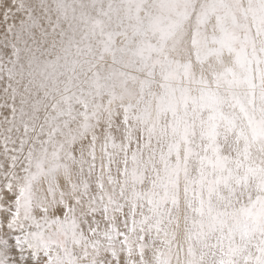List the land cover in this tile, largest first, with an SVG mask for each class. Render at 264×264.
<instances>
[{"label": "rangeland", "instance_id": "374dc122", "mask_svg": "<svg viewBox=\"0 0 264 264\" xmlns=\"http://www.w3.org/2000/svg\"><path fill=\"white\" fill-rule=\"evenodd\" d=\"M76 1L73 13H67L59 6L61 0H48L57 13L44 38L32 52L24 44L18 50L24 58L32 56V62H45L44 82L37 89L23 80L16 100H8L21 105V111H42L41 118L26 119L32 127L28 144L43 136L57 144L53 149L48 145L55 158L45 188L59 197L67 186L74 198L83 193L85 200L91 191V206L102 214L104 222L94 231L73 217L69 243L66 250L61 248L64 264H97L105 257L110 264H145L153 254L155 264H174L169 253L175 237L174 253H188L185 264H264V0H237L239 9L231 5L233 0H216L210 26L208 17L197 18L208 7L204 0L197 15L189 4L196 6L198 0H177V5L174 0ZM33 2L23 0L25 7ZM78 10L80 21L75 17ZM60 14L64 17L56 19ZM118 14L135 30L123 41L116 30L113 39L98 36L97 44L108 48L99 51L91 41L97 32L90 36L83 26L92 24L102 31L111 19L120 21ZM183 21H191L190 31L183 32L186 43H195L199 63L210 61L213 76L195 77L190 58L177 54L182 35L174 49L168 47ZM218 23L229 35L227 41L224 36L226 48L203 55L208 33ZM31 28L39 35L33 21ZM225 50L237 53V63L224 64ZM159 55H165L162 61ZM92 56L98 57L96 63ZM90 57L94 61L88 62ZM214 59H220L219 68ZM175 63L185 68L182 76L173 74ZM53 113L56 122L47 118ZM100 129H106V135L96 134ZM182 215L180 236L174 223ZM86 249L92 252L90 262ZM178 259L175 264H182Z\"/></svg>", "mask_w": 264, "mask_h": 264}, {"label": "snow or ice", "instance_id": "6c2138e0", "mask_svg": "<svg viewBox=\"0 0 264 264\" xmlns=\"http://www.w3.org/2000/svg\"><path fill=\"white\" fill-rule=\"evenodd\" d=\"M54 14L48 0H34L30 7L23 0H0V107L12 112V116L0 112V264H64L61 248L66 250L73 232V217L90 231L104 222L100 211L91 206V191L85 200L83 193L74 198L67 186L59 197L45 188L46 173L55 158L50 157L46 141L33 139L28 144V138L14 134L16 109L8 100H15L27 67L18 49L24 44L31 52L44 38ZM29 20L39 35L28 26ZM96 134L106 135V129ZM97 264L110 262L105 257Z\"/></svg>", "mask_w": 264, "mask_h": 264}, {"label": "bare ground", "instance_id": "6f19581e", "mask_svg": "<svg viewBox=\"0 0 264 264\" xmlns=\"http://www.w3.org/2000/svg\"><path fill=\"white\" fill-rule=\"evenodd\" d=\"M62 2H60V8L63 10V11H66L67 13H73V10H74V7L72 8V6H73V3L76 1V0H61ZM116 1V0H115ZM191 1V0H190ZM189 1V2H190ZM200 1L201 0H198V2H197V4H196V6H195V4H191V2H190V4H189V9H190V7L193 9L192 10V12L191 13H194L195 15H197V12H198V8H197V6H199V4H200ZM204 1H207V3H208V7H207V9H206V12H204L202 15H198V22L200 21V17L201 16H204V17H208L209 18V20L206 22V25L207 26H210L211 25V23L213 24V20L215 19V12H214V10H215V8H214V6H215V3H216V0H204ZM234 2H232L231 3V5L233 6V7H236V8H238L237 7V5H236V1L237 0H233ZM241 3L243 2V0H239ZM77 2V1H76ZM86 2V1H85ZM149 2V1H148ZM167 2V1H166ZM173 2V1H172ZM178 2H179V0H178ZM177 0H174V4L176 3V5H177ZM28 3V2H27ZM78 3H79V1H78ZM81 3H82V1H81ZM29 4V3H28ZM76 4V3H75ZM74 4V5H75ZM205 4V3H204ZM102 5H104V4H102ZM106 5V4H105ZM109 4H107L106 5V7L108 6ZM155 5V4H154ZM28 6V5H27ZM56 6V5H55ZM87 6L88 7H90V3L89 4H87ZM244 7H246V10H248V7H247V4H244L243 5ZM30 7V6H29ZM76 7V6H75ZM87 7V8H88ZM105 8V7H104ZM103 8V9H104ZM151 8V7H150ZM175 8H176V6H175ZM175 8H173V10L175 9ZM75 9H77V8H75ZM89 9V8H88ZM87 9V10H88ZM235 9V8H234ZM239 9V8H238ZM241 10H242V7L240 8ZM91 10V9H90ZM131 10V9H130ZM143 10L145 11V14H146V16H149V12H150V9L147 7V6H144V8H143ZM241 10H239V11H241ZM79 11V10H78ZM83 11V10H82ZM133 11V10H132ZM75 12H77V11H75ZM134 12V11H133ZM55 13H57V12H55ZM80 13V14H79ZM83 13V12H82ZM108 13H110V12H108ZM188 13V12H187ZM77 15H75V17H79V21H80V19L81 18H83V15L81 14V12L79 11V12H77L76 13ZM112 15H114V14H112ZM121 15L122 14H118V18H119V20L121 21H114L113 22V20H114V18L113 19H111V22L109 23H107L108 24V27H105L102 31L101 30H99V29H97V28H95V25H89V26H86V27H84L83 26V28L82 29H84V31L85 32H88V34H90V36H92V34H93V32L95 31V32H97V34H96V37L95 38H92L91 39V41H93V46L95 45L96 47L95 48H98V50L100 51V49H106V51H107V45H106V43L105 44H101L102 46H100V45H98L97 44V41H96V39H97V37L99 36H103V37H106V35H109L108 37H110L111 39H113V36H114V34H112V32L114 31V30H116L117 32H119V34H120V36H122V41L123 40H125L126 39V37H125V34L128 32V34H131V32H132V30H135V29H133L132 28V25L130 24V23H128L127 21H126V18L125 17H121ZM127 15V14H126ZM108 16V15H107ZM110 16V15H109ZM185 16V15H184ZM190 16V15H189ZM56 17H64V15L63 14H60V15H56L55 16V18ZM52 18H53V16H52ZM51 18V19H52ZM86 18V17H85ZM89 18V17H88ZM185 18V17H184ZM194 18V17H193ZM56 19H58V18H56ZM89 19H91V17L89 18ZM94 19V18H93ZM231 19V18H230ZM53 20V19H52ZM78 21V22H79ZM82 21V20H81ZM84 21V20H83ZM128 21H129V18H128ZM226 22H223L224 24H227V23H229V18H227V20H225ZM62 22V21H61ZM134 21H132V23H133ZM65 23V22H64ZM93 23V22H92ZM106 23V22H105ZM183 23H185V24H182L181 25V28L183 27V29H182V31H179L178 33H177V36L176 37H172L171 39H169V41H168V47H171L172 49H174V47H175V45H176V43H175V41H176V39H177V37H179V36H181L182 35V37H181V39L179 40L178 39V43L181 45V47L179 48V50H178V52H177V54L178 55H180L181 57H187L189 60H191V63H193V65H194V67H195V77H197V75H200V74H202V75H206V76H209V74H213V73H211L212 71H209V68H211L212 69V65L211 64H208L207 62L205 63V64H203L202 62L201 63H199L198 61H197V59L195 58V56H196V54H197V51H196V49H194V42H192V44H188V42L186 43V41H185V39H184V37H183V32L184 33H186L187 31H190L189 29V24L191 23V21H190V23H188L187 21H183ZM223 23H218L217 25H216V29L215 30H212V31H209V35L212 37H215V39H218V42L216 43V42H212V39H211V37H208V44H209V46H208V49L206 50V52L204 51V53H202L203 55H208L209 56V51H212V50H214V51H220L219 49L220 48H224V43H225V41H227V37H226V34H227V29L225 28V25L223 24ZM68 24V23H67ZM196 24V23H195ZM70 25V24H69ZM28 26H32V21L31 20H29V25ZM63 26V25H62ZM75 26V25H74ZM66 28V27H65ZM71 28H73V27H71ZM135 28V27H134ZM57 29V28H56ZM68 29V28H67ZM64 31H65V29H63ZM74 30H75V28H74ZM36 33V32H35ZM64 33V32H63ZM67 33V32H66ZM188 35H189V37H190V32L189 33H187ZM188 35H186V36H188ZM224 36H225V38H226V40L224 39ZM227 36L229 37V35L227 34ZM54 37V36H53ZM220 37H222V38H220ZM206 39V38H205ZM225 40V41H224ZM155 41V40H154ZM216 41V40H215ZM224 41V42H223ZM61 42H62V40H61ZM68 42V41H67ZM69 43V42H68ZM92 43V42H91ZM207 44V43H206ZM197 45V44H196ZM205 45V44H204ZM22 46V45H21ZM34 46V45H33ZM69 46V45H68ZM158 46V45H157ZM173 46V47H172ZM25 47V46H24ZM65 47V46H64ZM37 48V47H36ZM67 48V47H66ZM83 47H81V49H82ZM162 48V47H161ZM205 48H206V46H205ZM226 48V47H225ZM224 48V49H225ZM21 49H23L22 47H19V49L18 50H20L21 51ZM73 49V48H72ZM71 49V50H72ZM80 49V51H81V53H82V51L83 50H81ZM70 50V51H71ZM89 50V49H88ZM95 50H97V49H95ZM87 51V50H86ZM90 51V50H89ZM198 51H200V50H198ZM23 52V51H22ZM21 52V54H23ZM32 52V51H31ZM66 52V51H65ZM95 52V51H94ZM164 52V51H163ZM223 52H224V50H223ZM25 53V52H24ZM27 53H28V51H27ZM36 53V52H35ZM67 53H68V51H67ZM76 53V52H75ZM83 53H84V51H83ZM88 53V52H87ZM29 54V53H28ZM32 54V53H31ZM62 54V53H61ZM66 54V53H65ZM94 54V53H93ZM92 54V55H93ZM199 54V53H198ZM235 54H237L236 52H231V50H229V51H226L225 50V54L223 55V56H221V58L224 60V64H225V62L227 63V62H229V64L228 65H230V64H233V63H237V58H236V55ZM35 55V54H34ZM70 55V54H69ZM84 55V54H83ZM89 55V54H88ZM98 55H100V54H97V56ZM21 56H23V55H21ZM62 56V55H61ZM65 56V55H64ZM67 56V55H66ZM72 56V55H71ZM70 56V57H71ZM85 56V55H84ZM90 56V55H89ZM159 56H161V55H159ZM164 56L165 55H162L161 56V58L160 57H158V58H160L159 60H161L162 58H164ZM200 56H201V54H200ZM24 57V56H23ZM32 57V56H31ZM35 57V56H34ZM68 57V56H67ZM74 57V56H73ZM93 57V56H92ZM101 57V56H100ZM99 57V58H100ZM197 57V56H196ZM203 57V56H202ZM55 58V57H54ZM59 58V57H58ZM94 58V57H93ZM175 58V57H174ZM194 58H195V60H194ZM32 59H34V58H32ZM55 59H57V58H55ZM86 59V58H85ZM92 58L90 57L89 58V61L88 62H90V60H91ZM97 59H98V57H97ZM96 59V60H97ZM157 59V58H156ZM176 59V58H175ZM174 59V60H175ZM178 59V58H177ZM186 59V58H185ZM74 60V59H73ZM73 60H72V62H73ZM94 60H95V58H94ZM94 60H91V61H94ZM95 60V62L94 63H96L97 61ZM182 60H184V59H182ZM188 60V61H189ZM204 60V59H203ZM220 60V59H219ZM218 59H214V63L215 64H217L218 66H217V68H219V65H220V61H219ZM77 61H79V60H77ZM85 61V60H84ZM84 61H83V63H84ZM105 61V60H104ZM162 61V60H161ZM33 62H35V61H33ZM71 62V63H72ZM165 62H167V61H165ZM64 63V62H63ZM70 63V62H69ZM70 63V64H71ZM76 63V62H75ZM183 63H184V61H183ZM77 64V63H76ZM85 64V63H84ZM90 64V63H89ZM176 65H175V67L173 68V74L174 75H176V76H182V73H181V68H183L182 66H181V68H180V66H179V63L177 64V63H175ZM61 65V64H60ZM64 65H65V67H66V64L64 63ZM87 65V64H86ZM163 65H164V63H163ZM181 65V64H180ZM57 66V65H56ZM189 66V65H188ZM191 66V65H190ZM221 66V65H220ZM61 67V66H60ZM73 67V66H72ZM101 67V66H100ZM107 67V66H106ZM109 67V66H108ZM157 67V66H156ZM81 68H82V65H81ZM83 68H84V66H83ZM221 68V67H220ZM66 69V68H65ZM69 69H71V68H69ZM89 69V68H88ZM87 69V70H88ZM103 69V68H102ZM183 69H185V68H183ZM189 69V68H188ZM55 70V69H54ZM73 70V69H72ZM72 70H71V73H72ZM59 71V70H58ZM66 71V70H65ZM64 71V72H65ZM76 71V70H75ZM91 71V70H90ZM191 71V70H190ZM59 72H61V71H59ZM55 73V72H54ZM78 73H79V70H78ZM168 74H169V72H167ZM193 73V72H192ZM191 73V74H192ZM62 74V73H61ZM168 74H167V76H168ZM172 74V73H171ZM171 74H170V76H171ZM188 74V73H187ZM59 75V74H58ZM166 75V74H165ZM201 75V76H202ZM66 76V75H65ZM64 76V77H65ZM75 76H77V75H75ZM169 76V77H170ZM185 76V75H184ZM183 76V77H184ZM187 76L188 75H186V78H187ZM211 76H213V75H211ZM211 76H209V77H211ZM66 78V77H65ZM63 79V78H62ZM180 79V78H179ZM85 80V79H84ZM184 80V79H183ZM186 80V79H185ZM72 82V81H71ZM70 82V83H71ZM75 82V81H74ZM81 82V81H80ZM96 82V81H95ZM73 83V82H72ZM85 83V82H84ZM177 83V82H176ZM192 83V82H191ZM195 83V82H194ZM26 84V83H25ZM54 84V83H53ZM56 84V83H55ZM67 84V83H66ZM74 84V83H73ZM72 84V85H73ZM79 84V83H78ZM81 84V83H80ZM49 85H51V83L49 84ZM92 85V84H91ZM159 85V84H158ZM82 86V85H81ZM81 86H79V87H81ZM89 86V85H88ZM50 87V86H49ZM57 87V86H56ZM66 87V86H65ZM71 87V86H70ZM75 87V86H74ZM67 88V87H66ZM76 88V87H75ZM57 89H59L58 87L56 88V90ZM61 89V88H60ZM77 89V88H76ZM73 90V89H72ZM87 90V89H86ZM136 89H134V91H135ZM40 91V90H39ZM62 91H64V90H62ZM66 91V90H65ZM69 91V90H68ZM142 91V90H141ZM103 92V91H102ZM65 93V92H64ZM93 93V92H92ZM49 94H51V93H49ZM57 94V93H56ZM88 94V93H87ZM95 94V93H94ZM103 94V93H102ZM25 96H28V93H25L24 94ZM72 95V94H71ZM93 95V94H92ZM142 95V94H141ZM42 96V95H41ZM54 96H55V94H54ZM73 96V95H72ZM51 97V96H50ZM61 97V96H60ZM64 97V96H63ZM70 97V96H69ZM74 97H76V96H73L72 98H74ZM93 97V96H92ZM58 98V97H57ZM84 98V97H83ZM37 99V98H36ZM38 99H39V97H38ZM16 100V99H15ZM21 100H23V99H21ZM45 100V99H44ZM59 100V99H58ZM85 100H87V99H85ZM89 100V99H88ZM92 100V99H91ZM10 101V100H9ZM69 101V100H68ZM72 101V100H71ZM76 101H77V99H76ZM93 101V100H92ZM46 102V101H45ZM65 103V102H64ZM19 104V103H18ZM23 104H24V102H23ZM76 104H77V102H76ZM81 105V104H80ZM26 106V105H25ZM73 106V105H72ZM13 107L16 109V113H15V115L13 116V119H14V134H16V135H19L21 138H28V135H29V132H30V130H32V127H31V125L29 124V123H27L26 122V119L27 118H29V117H31V116H34L36 119H39V118H41L39 115L40 114H42L41 112H37L36 110H24V111H21V109H22V106L21 105H17V104H13ZM34 107V106H33ZM40 107V106H39ZM50 107V106H49ZM69 107V106H68ZM80 107V106H79ZM78 108V107H77ZM42 109V108H41ZM56 109V108H55ZM65 109V108H64ZM62 110V109H61ZM65 110H67V109H65ZM57 111V110H56ZM63 111V110H62ZM76 111H78V110H76ZM110 111V110H109ZM0 112H3L4 113V115L5 116H12V112H11V110L10 109H8V108H4V107H0ZM49 112H50V110H49ZM66 112V111H65ZM68 112V111H67ZM79 112H80V110H79ZM84 111H82V113H83ZM68 113H70V112H68ZM63 114H64V111H63ZM81 114V113H80ZM87 114V113H86ZM69 115H71V114H69ZM77 115H79V114H77ZM76 115V116H77ZM49 117H47L49 120H51V119H55L53 122H56V116H55V113H53V114H49L48 115ZM68 116V115H67ZM72 116H73V114H72ZM97 116V115H96ZM75 117V116H74ZM83 118V117H82ZM42 119H44L43 118V115H42ZM61 119V118H60ZM64 120V119H63ZM43 121H45V120H43ZM98 124V123H97ZM99 126H102L101 124H99ZM95 127V126H94ZM103 127V126H102ZM0 129H1V132L3 131V128L2 127H0ZM47 132H48V130H47ZM45 133V132H44ZM49 133V132H48ZM45 134H47V133H45ZM50 136H43L42 138H41V140L42 141H46L47 143H48V145L49 144H51L52 145V149L53 148H57V144H52V138H49ZM62 137V136H61ZM59 142V141H58ZM17 143H19V141L17 142ZM59 145V144H58ZM66 146V145H65ZM69 146V145H68ZM71 146V145H70ZM61 149V148H60ZM66 149V148H65ZM74 149V148H73ZM48 150H50V149H48ZM62 150V149H61ZM60 150V151H61ZM57 151V150H56ZM55 151V152H56ZM58 152V151H57ZM68 152V151H67ZM66 152V153H67ZM76 153V152H75ZM67 154H69V153H67ZM182 154V153H181ZM51 157V156H50ZM60 157H62V155L60 156ZM68 157V156H67ZM77 157H78V155H77ZM69 158V157H68ZM54 160V159H53ZM64 160V159H63ZM56 161V160H55ZM56 162H58V161H56ZM65 162V161H64ZM68 163H70V162H68ZM53 164V163H52ZM65 164V163H64ZM63 164V165H64ZM55 165V164H54ZM67 165V164H66ZM66 171V170H65ZM83 173V172H82ZM74 178V177H73ZM70 180V179H69ZM88 182V181H87ZM73 183V182H72ZM77 183V182H76ZM37 190H41L40 189V184L39 183H37ZM64 186V185H63ZM82 186V185H81ZM61 187H62V185H61ZM75 193V192H74ZM78 196V195H77ZM78 198H79V196H78ZM182 200V199H181ZM181 217V216H180ZM177 219H179L178 217H177ZM177 219H176V221H175V223H174V225H175V229H176V226H178L179 228H180V233L182 232V234H179L180 236H183V225H184V222H185V220H184V218H183V215H182V218L177 222ZM172 221V220H171ZM128 222V221H127ZM177 222V223H176ZM165 223V222H164ZM137 227V226H136ZM165 231V230H164ZM169 233V232H168ZM178 235V236H179ZM159 237V236H158ZM185 238V237H184ZM184 238H183V240H184ZM253 238V237H252ZM173 239V238H172ZM175 239V241L172 243V245H171V250L173 251H171L170 250V255H171V259H173L174 261V264L177 262V263H179V259H178V257H180L181 258V260H182V264H185L184 262V260H183V258L185 257V258H187V259H189V257L187 256V254H186V250H183V249H181V247H180V245L178 246V248L179 249H181V250H183V253L180 255V254H178V253H174L175 252V250H174V245L177 243V241H176V237L174 238ZM69 243V242H68ZM191 243V242H190ZM90 246V245H89ZM175 246H177V244L175 245ZM80 247V246H79ZM86 247H88V246H86ZM106 248V247H105ZM134 249V248H133ZM89 250H91V249H89ZM95 250V249H94ZM164 250V252H165V250H166V252H168L169 250H168V248L167 249H163ZM180 250V251H181ZM86 252L85 253H87V261H91V259L93 258V257H91V253L92 252H90V251H88L87 249L85 250ZM101 251V250H100ZM253 252V251H252ZM152 253V252H151ZM150 253V254H151ZM100 254V253H99ZM102 254V253H101ZM168 254V253H167ZM84 256V255H83ZM166 256V253H164V257ZM150 257V256H149ZM141 258V257H140ZM170 259V258H169ZM216 259V258H215ZM84 260H85V258H84ZM134 260V259H133ZM245 260V259H244ZM262 260V259H261ZM155 261H157L156 260V257L154 256V254H153V256L152 257H150V258H148V262H146L145 264H155L154 262ZM187 261V260H186ZM191 261V260H190ZM243 261V260H242ZM257 261H258V259H257ZM88 262V263H89ZM125 262V261H124ZM135 262H133V264H134ZM190 263H192V262H190ZM234 263V262H233ZM253 262H251V264H252ZM125 264V263H124ZM142 264H144V262L142 263ZM156 264H159L158 262L156 263ZM258 264H259V262H258Z\"/></svg>", "mask_w": 264, "mask_h": 264}, {"label": "clouds", "instance_id": "9594fccd", "mask_svg": "<svg viewBox=\"0 0 264 264\" xmlns=\"http://www.w3.org/2000/svg\"><path fill=\"white\" fill-rule=\"evenodd\" d=\"M25 74L23 79L28 81L34 88L39 89L40 84L44 82L45 62L37 60L32 62L30 56L25 57Z\"/></svg>", "mask_w": 264, "mask_h": 264}]
</instances>
